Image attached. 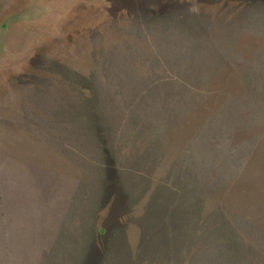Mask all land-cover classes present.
I'll use <instances>...</instances> for the list:
<instances>
[{
	"label": "rangeland",
	"instance_id": "obj_1",
	"mask_svg": "<svg viewBox=\"0 0 264 264\" xmlns=\"http://www.w3.org/2000/svg\"><path fill=\"white\" fill-rule=\"evenodd\" d=\"M263 124L264 0H0L18 264H205L215 201L264 236Z\"/></svg>",
	"mask_w": 264,
	"mask_h": 264
},
{
	"label": "trees",
	"instance_id": "obj_2",
	"mask_svg": "<svg viewBox=\"0 0 264 264\" xmlns=\"http://www.w3.org/2000/svg\"><path fill=\"white\" fill-rule=\"evenodd\" d=\"M242 112H244L241 114L242 120L252 119L250 112ZM247 127L248 125L245 126V128ZM241 141L243 144L251 142L248 138ZM227 155L229 154H212V159L217 160L216 168H212L210 171L213 177L223 176L227 171V169L224 170L227 165ZM224 164V169L220 170ZM7 169L5 171L0 170V264H7L11 254V248L4 243L5 235L8 233L5 227L2 226L5 210L3 206L6 200L4 188L6 186L16 191L19 179L10 164ZM30 201L31 199H24L23 203L26 204ZM223 212V204L215 201L210 210L205 212L204 217L196 213V215L192 214L189 218V221L193 222L192 234L194 235V242L190 249L194 256L197 255L196 258L200 259L198 253L200 252L199 249H201L205 251V256L207 257V263L205 264H264V236L259 229L258 231L253 229L254 220L252 217L247 215L248 217L240 218L235 215L236 217L231 220H225ZM180 231H182L184 236V229L181 228ZM197 232L201 233L198 234ZM181 252H184L183 248ZM3 254L5 258H3ZM88 259L89 257L86 264H88Z\"/></svg>",
	"mask_w": 264,
	"mask_h": 264
},
{
	"label": "water",
	"instance_id": "obj_3",
	"mask_svg": "<svg viewBox=\"0 0 264 264\" xmlns=\"http://www.w3.org/2000/svg\"><path fill=\"white\" fill-rule=\"evenodd\" d=\"M17 186H19V184L16 185V187ZM16 191H17V188H16ZM20 192L22 193V187H21ZM5 204H6V201L4 202V205ZM3 207L5 209V206H3ZM15 217H16V214H10V213L7 214L4 210V218L2 219V223H3L2 226L5 227V229L8 233L7 235H5L4 243L7 244L11 248V254L9 257V261H7V264H16V263L18 264L19 263V258H18L19 256H18V253H16V250H17V247L18 248L20 247V242H22V240H21L22 235L20 234L21 232H19V231H22V227H19L20 221L18 219H16ZM24 222L27 225H29L27 221H24ZM3 258H5L4 254H3ZM4 263H5V261H4ZM90 263H91V259L89 257L88 264H90Z\"/></svg>",
	"mask_w": 264,
	"mask_h": 264
}]
</instances>
